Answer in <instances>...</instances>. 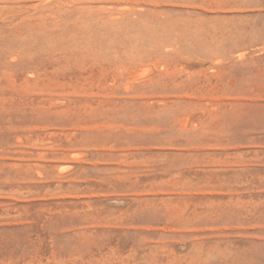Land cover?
Here are the masks:
<instances>
[{
  "label": "rangeland",
  "instance_id": "obj_1",
  "mask_svg": "<svg viewBox=\"0 0 264 264\" xmlns=\"http://www.w3.org/2000/svg\"><path fill=\"white\" fill-rule=\"evenodd\" d=\"M0 264H264V0H0Z\"/></svg>",
  "mask_w": 264,
  "mask_h": 264
},
{
  "label": "bare ground",
  "instance_id": "obj_2",
  "mask_svg": "<svg viewBox=\"0 0 264 264\" xmlns=\"http://www.w3.org/2000/svg\"><path fill=\"white\" fill-rule=\"evenodd\" d=\"M116 1H117V0H116ZM114 4H115V3H114ZM124 4H125V3H124ZM125 7H126V6H125ZM121 8H122V7H121ZM115 9H116V8H115ZM117 9H118V8H117ZM112 11H113V9H112ZM143 72H144V71H143ZM143 72H142V73H143ZM202 111H203V110H202ZM68 154H69V153H68ZM60 165H61V164H60ZM62 166H63V164H62ZM60 173H61V172H60Z\"/></svg>",
  "mask_w": 264,
  "mask_h": 264
}]
</instances>
